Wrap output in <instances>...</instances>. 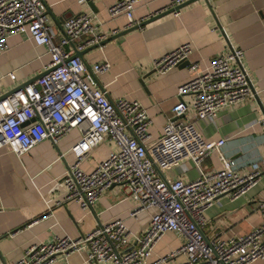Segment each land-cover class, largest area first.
Wrapping results in <instances>:
<instances>
[{"label": "built area", "instance_id": "built-area-1", "mask_svg": "<svg viewBox=\"0 0 264 264\" xmlns=\"http://www.w3.org/2000/svg\"><path fill=\"white\" fill-rule=\"evenodd\" d=\"M77 1L82 4L86 0ZM184 1L170 0L168 7L174 8V14L179 9L175 6ZM136 2L115 0L107 12L111 17L124 15L126 26L136 24L132 16ZM93 20L82 11L66 16L63 33L54 41L43 0H0V51L8 48L9 35L23 32L50 55L40 76L0 97V146L19 156L37 142L47 139L56 144L77 129L79 135L69 147L74 158L60 178L61 201H75L85 214L99 195L118 184L135 201L128 214L136 216L146 210L149 219L131 242L124 219L117 217L75 237L55 235L50 241L28 245L11 264H53L57 255L66 259L82 247L86 262L101 264H160L175 255L183 256L178 264L264 263V196L257 200L260 217L251 231L231 238H206L201 230L203 211L216 197L233 199L243 194L264 170L253 162L249 172L239 173L234 159L221 151L224 140H203L194 127L195 119L253 96L248 75L240 66L242 50L229 46L199 69L196 62H188L190 42H183L152 61L153 71L166 72L187 60L184 67L192 72L177 86L179 99L165 117L159 138L152 141L146 108L123 96L111 99L107 89L98 84L96 76L109 68V61L103 58L87 65L76 54L89 45L103 46L107 36L94 32ZM67 43L70 47L63 48ZM8 75L15 77L12 72ZM185 93L191 95L189 106L194 112L188 119L183 117L188 107L181 98ZM258 120L264 133V116ZM104 140L113 142L114 147L84 171L82 160ZM214 152L219 167L199 169L192 180L170 179L159 173L183 158H190L200 168L203 159ZM166 230L181 237L180 244L163 257L148 260L151 248Z\"/></svg>", "mask_w": 264, "mask_h": 264}, {"label": "crops", "instance_id": "crops-1", "mask_svg": "<svg viewBox=\"0 0 264 264\" xmlns=\"http://www.w3.org/2000/svg\"><path fill=\"white\" fill-rule=\"evenodd\" d=\"M47 9V24L53 32L54 41L63 33L66 16L87 12L94 17V32L113 38L105 40L101 48L86 46L81 58L90 65L103 58L109 68L96 76L98 84L107 89L108 97H125L137 100L146 108L150 119V140L161 134L165 117L179 99L177 86L188 80L192 72L180 65L166 72L152 71V61L172 50L178 44L190 42L192 52L188 62H196L204 69L212 56L223 53L229 46L242 50L240 66L247 73L254 91L252 97L230 106L219 108L212 116L197 118L194 127L203 140L223 139L221 151L233 158L236 170L247 173L253 162L262 168L264 163V133L259 118L264 116V0H185L176 13L167 12L143 25L128 30L124 15L109 16L107 8L115 0H43ZM170 0H137L132 16L144 20L156 11L169 8ZM8 48L0 51V95L41 72L50 55L43 46H36L23 32L7 37ZM70 44L63 45L67 49ZM15 74L10 79L8 73ZM188 105L184 118L193 116L189 106L190 94H182ZM77 129L60 138L56 144L47 139L15 156L0 146V264H11L31 244L47 242L55 235L75 237L89 231L98 223L112 218H122L133 235L140 233L149 219L146 210L128 214L135 206L132 196L121 185L113 184L92 203L90 210L82 213L77 203L61 201L63 187L61 175L73 160L69 151L78 137ZM114 147L109 140L100 142L80 167L92 169L108 150ZM62 153V156L59 155ZM220 165L217 154L211 153L195 166L190 158L162 169L163 177L189 181L202 171H213ZM264 196V170L243 194L229 198L216 197L204 209L206 238L219 235L231 238L252 230L259 222L257 200ZM60 201L59 203H57ZM181 237L166 230L151 248L148 260L163 257L176 249ZM82 247L66 259L56 256L53 264H101L86 262ZM182 255L170 256L160 264H178ZM252 264H264L253 262Z\"/></svg>", "mask_w": 264, "mask_h": 264}, {"label": "water", "instance_id": "water-1", "mask_svg": "<svg viewBox=\"0 0 264 264\" xmlns=\"http://www.w3.org/2000/svg\"><path fill=\"white\" fill-rule=\"evenodd\" d=\"M87 1H88V3L91 5V1H90V0H87ZM188 1H191V0H188ZM185 2H186V1H184V2H182V3H180V4H178V5H176L175 8H177V7L181 6V5H183ZM173 9H174V8H173ZM173 9H172V8H167V9H163V10H161V11H156V13L153 14V15H151L150 17H148V18H146V19H144V20H140V21H138V23H136V24L130 25V26H128V27H125V28L123 29V31H124V30H128V29H131V28H136V27H138V26H140V25H143L144 23H146V22H148V21H150V20L156 19V17H159V16H161L162 14H165V13H167V12H170V11H172ZM46 12H47V9H46ZM47 13H48V12H47ZM115 35H116V34H115ZM115 35L110 36V37L113 38ZM110 37H108V38L106 37L105 39H103V41L101 42V44H103V43L105 42V40L109 39ZM95 46H97V45H96V44L89 45L88 48L95 47ZM80 53H81V50L76 52V54H78V55H81ZM186 63H187V60H185V61L179 63L178 65H180V66H185ZM152 71H153V70H152ZM40 74H41V73L39 72L38 74H36L35 76H33L31 79H29V80H27V81H25V82H23V83H21V84H19V85H15L14 87H12V88H10L9 90H7L4 94L0 95V97H2V96H4V95H6V94L12 92V90H14V88H16V87H18V86H21V85H23V84H26V83H28V82H31L34 78L40 76ZM159 173L161 174V176H163L161 172H159Z\"/></svg>", "mask_w": 264, "mask_h": 264}]
</instances>
